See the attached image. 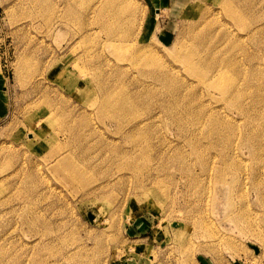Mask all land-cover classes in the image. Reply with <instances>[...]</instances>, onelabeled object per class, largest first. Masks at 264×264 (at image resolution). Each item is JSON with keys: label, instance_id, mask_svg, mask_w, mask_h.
Returning a JSON list of instances; mask_svg holds the SVG:
<instances>
[{"label": "rangeland", "instance_id": "1", "mask_svg": "<svg viewBox=\"0 0 264 264\" xmlns=\"http://www.w3.org/2000/svg\"><path fill=\"white\" fill-rule=\"evenodd\" d=\"M0 264H264V0H0Z\"/></svg>", "mask_w": 264, "mask_h": 264}, {"label": "bare ground", "instance_id": "2", "mask_svg": "<svg viewBox=\"0 0 264 264\" xmlns=\"http://www.w3.org/2000/svg\"><path fill=\"white\" fill-rule=\"evenodd\" d=\"M227 7V6H226ZM233 7H235V6H233ZM105 8H106V6H105ZM227 9H229L228 7L226 8V10ZM230 9H231V7H230ZM232 9H236V7L235 8H232ZM231 9V10H232ZM239 9V8H238ZM237 11V10H236ZM235 11V12H236ZM227 12V11H226ZM234 12V13H235ZM238 12V11H237ZM240 12V11H239ZM239 12L237 13L238 15H239ZM227 13H229V11L227 12ZM233 13V14H234ZM242 13V12H241ZM230 14V13H229ZM236 14V13H235ZM234 14V15H235ZM243 14V13H242ZM233 15V16H234ZM231 16V15H230ZM234 18V17H233ZM241 18V17H240ZM244 18V17H243ZM235 19H237L236 17H235ZM242 19V18H241ZM234 20V19H233ZM236 21V20H235ZM243 21H244V19H243ZM242 21V22H243ZM222 39V38H221ZM213 41V40H212ZM209 44V43H208ZM237 45V44H236ZM239 45H241V44H239ZM202 47V46H201ZM219 48V47H218ZM221 48V47H220ZM209 52H211V51H209ZM218 52V51H217ZM195 53V52H194ZM198 53V52H197ZM202 54V53H201ZM219 54V53H218ZM206 55L207 56H209L208 55V53H206ZM221 55V54H220ZM220 55H219V57H220ZM197 58H196V60H194L195 61V63H194V67H191V68H194V71H196V70H199V72H200V70H205L206 71V74H208V79H207V81H209V83H211L212 85L214 84V82H215V78H216V76L218 77V76H220L221 77V75L223 74V69H225V68H223L224 67V63H223V60L221 61V59H218V60H216V59H213L212 60V58H210L211 60H209L208 59V57H206V58H201L202 57V55H197L196 56ZM193 58V57H192ZM221 58V57H220ZM195 59V58H194ZM193 62V61H192ZM191 62V63H192ZM189 63V62H188ZM193 64V63H192ZM188 65V64H187ZM241 66V65H240ZM189 68V67H188ZM226 68H228V67H226ZM164 70H166V69H164ZM193 70V69H192ZM166 72V71H165ZM203 72V71H202ZM242 72V71H241ZM159 73V72H158ZM163 73V72H162ZM201 73V72H200ZM168 74V73H167ZM171 74V73H170ZM195 74V73H194ZM198 74V73H197ZM206 74H205V76H204V73H203V79H205V77H206ZM225 74V73H224ZM153 75V74H152ZM155 75V74H154ZM172 75V74H171ZM241 75V74H240ZM162 76V75H161ZM166 76V75H165ZM168 76V75H167ZM167 76H166V78H167ZM202 76V75H201ZM152 77V76H151ZM219 77V78H220ZM223 77V76H222ZM222 77H221V79H222ZM197 79V78H196ZM198 79H201L200 77L198 78ZM167 80V79H166ZM175 81V80H174ZM159 82V81H158ZM208 84V83H207ZM210 84V85H211ZM210 85L208 86V88L210 87ZM220 86V85H219ZM212 88H213V86H211ZM220 88V87H219ZM224 88V87H223ZM214 89H215V87H214ZM225 89H226V87H225ZM224 90V89H223ZM227 90V89H226ZM237 90V89H236ZM225 92V91H224ZM227 92V91H226ZM231 94V93H230ZM228 95V94H227ZM241 96H242V94H241ZM108 110V109H107ZM183 110V109H182ZM186 110V109H185ZM186 114V113H185ZM2 181V180H1ZM2 190V189H1ZM5 198V197H4Z\"/></svg>", "mask_w": 264, "mask_h": 264}]
</instances>
